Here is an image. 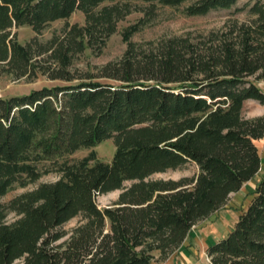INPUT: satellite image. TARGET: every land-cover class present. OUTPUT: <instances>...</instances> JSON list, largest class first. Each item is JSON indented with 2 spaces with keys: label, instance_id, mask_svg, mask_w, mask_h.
Returning <instances> with one entry per match:
<instances>
[{
  "label": "trees",
  "instance_id": "1",
  "mask_svg": "<svg viewBox=\"0 0 264 264\" xmlns=\"http://www.w3.org/2000/svg\"><path fill=\"white\" fill-rule=\"evenodd\" d=\"M109 1L114 3L103 4ZM118 1L0 0V71L74 79L67 69L70 53L105 44L129 11ZM142 1H188L184 13L200 15L237 0ZM76 10L84 24L69 26L73 41L51 38L38 44L36 54L12 31L27 25L40 32ZM248 11L253 23L238 30L235 40L225 35L205 49L171 37L156 51L136 54L129 35L137 25L130 26L123 34L124 55L100 75L118 83L88 76L0 96V196L39 179L42 159L53 160L60 174L15 196L7 208L0 204V264H153L154 251L163 256L185 246L194 224L258 174L255 141L264 138V114L245 118L243 104L248 98L264 104V90L248 77L264 81V0ZM43 52L53 65L40 64ZM107 138L115 143L109 162L96 158L95 150L58 161ZM190 161L196 175L148 178ZM256 182L233 229L208 245L211 264H264V177ZM116 189L121 192L114 205L100 208L96 196ZM7 209L19 217L8 223ZM74 217L77 222L65 229Z\"/></svg>",
  "mask_w": 264,
  "mask_h": 264
},
{
  "label": "rangeland",
  "instance_id": "2",
  "mask_svg": "<svg viewBox=\"0 0 264 264\" xmlns=\"http://www.w3.org/2000/svg\"><path fill=\"white\" fill-rule=\"evenodd\" d=\"M256 0H237L229 8H218L211 10L205 14L189 15L184 13V8L188 5V1H184L179 5H164L154 1L153 3L144 2L142 0H120L118 3H127L129 11L117 21L116 29L102 46H98L101 39L99 38V30L95 33V44L86 47L81 51H72L71 63L67 67L71 74L74 75L72 80H63L59 78H48L47 73L38 72L37 75H24L17 78L11 72L0 71V96L8 97L10 95H23L29 91L44 86L52 87L53 85H67L69 83H77L86 80L91 76L92 80L103 82H115L106 77L100 76L103 72V66L113 61H118L125 53L128 43L124 41L123 34L132 25H137V31L132 32L129 36L133 44L136 54L142 51H156L157 47L165 40L171 37L188 38L195 43L200 49L209 47L210 44L215 46L218 39L225 35L234 38L238 36V30H243L247 25L253 23L255 18L248 8ZM114 1L103 2V4H112ZM68 24V25H67ZM73 24L83 25L84 14L81 10H76L65 20L57 19L51 21L48 26L40 32L34 31L30 26L20 25L12 29L15 32L16 39L20 43L32 44V51L36 54L39 48L38 44L45 45L54 38V42L73 41L68 36L69 26ZM67 36L69 37L68 39ZM236 38H234L235 40ZM78 40V38L76 39ZM42 47V46H41ZM40 49V48H39ZM49 52H43L38 55L40 64L43 66L55 62L50 59ZM51 65V66H52ZM256 81L258 87L264 90V81L255 79L254 75L248 76ZM177 84V83H172ZM264 114V104H260L257 100L248 98L243 104V116L252 118L262 116ZM257 150L261 157V169L258 174L245 183L240 191L231 193L229 199L212 215L198 221L192 226L191 236L184 242L185 246H181L178 250L167 255H161L159 251L153 252V264H211L210 258L207 256L208 245L225 237L233 228L237 217L241 211L245 209L251 199V190L256 185V181L264 177V138L255 141ZM91 150H95L96 158L104 161H111L115 150V143L111 138L104 139L94 147H84L78 149L69 155L58 158V161L64 159L75 160L84 157ZM40 178L26 184V186H14L5 195L0 196V204L7 208L9 201L15 196L33 189L41 182H53L60 176L55 170L53 160L42 159L37 164ZM199 169L193 162H187L175 170H167L160 173L151 174L149 179H177L183 176H193L198 173ZM132 181V180H131ZM131 181H125L124 185L128 186ZM121 189L101 193L96 196V203L100 208L113 206ZM19 215L14 210H6L5 221L12 222ZM79 218L74 217L64 227L68 229L74 225ZM13 264H21V259H17Z\"/></svg>",
  "mask_w": 264,
  "mask_h": 264
}]
</instances>
